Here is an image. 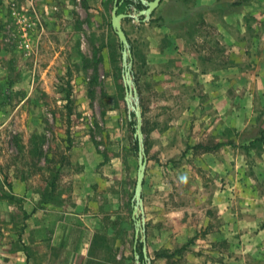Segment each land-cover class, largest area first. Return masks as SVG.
Instances as JSON below:
<instances>
[{"label": "rangeland", "instance_id": "1", "mask_svg": "<svg viewBox=\"0 0 264 264\" xmlns=\"http://www.w3.org/2000/svg\"><path fill=\"white\" fill-rule=\"evenodd\" d=\"M113 1L0 0V199L14 196L5 210L17 239L28 236L30 198L47 264L65 248L73 264H140V253L146 264H264L243 242L253 227L232 228L264 208V133L228 127L231 100L215 136L201 117L205 84L176 80L173 66L157 82L136 44L150 22L132 16L137 0L120 9L129 14L126 77ZM216 142L233 144L198 147ZM71 209L75 227L57 230ZM70 233L89 243L51 244Z\"/></svg>", "mask_w": 264, "mask_h": 264}, {"label": "crops", "instance_id": "2", "mask_svg": "<svg viewBox=\"0 0 264 264\" xmlns=\"http://www.w3.org/2000/svg\"><path fill=\"white\" fill-rule=\"evenodd\" d=\"M121 7L119 4L117 13H123ZM155 15L158 23L150 21L139 25L142 33L136 36V44L144 46L147 52L140 51L141 54L158 70L153 74L157 82L162 78L160 69L173 66L176 80L205 84L207 88L201 94L205 110L201 117L211 118L206 127L209 126L207 130L215 136L221 126L224 128V111L231 100H236L238 105L231 112L227 126L239 134L264 133V0H161L150 18ZM126 21L127 18H123L121 26L129 38L124 27ZM13 190L11 194H19L15 187ZM9 200L8 197L0 199V264H47L49 240L42 235L46 227L39 222V226L32 229L33 224H38L34 216L42 215L35 211V205L28 198L30 208L25 211L30 217L24 226L28 236L20 241L14 224L7 219L6 210L9 213L12 205ZM71 201H77L76 196H72ZM71 210L64 212V220L56 226L57 230L68 231L75 227L70 216L75 215L76 210ZM253 211L255 217L241 220V224H233L232 228L253 227L255 233L243 242H250L261 256L264 255V208L257 207ZM50 241L53 245L89 243L84 238L81 242L76 240L72 233L61 234L60 238L54 236ZM71 253L72 250L65 248L52 262L73 264L76 259Z\"/></svg>", "mask_w": 264, "mask_h": 264}, {"label": "water", "instance_id": "3", "mask_svg": "<svg viewBox=\"0 0 264 264\" xmlns=\"http://www.w3.org/2000/svg\"><path fill=\"white\" fill-rule=\"evenodd\" d=\"M122 1L123 0H114L112 12H111V27L114 30L115 34L117 35L118 41L122 45V61H123L124 68L126 70L125 74L127 77L130 66L132 64V58H131V53H130V48H129V42L121 26V20L129 16V14L126 12H123V13L116 12L118 5L121 4ZM137 1L140 2L144 6V8L138 10L135 18H137V15H143V19H142L143 21H147L150 18L152 12L157 8L159 3L161 2V0H137ZM127 56L129 58L128 62H127ZM126 81L129 82L128 79ZM139 149H140L139 151L140 161H139V174H138V182H137V189H136L137 198L139 197L140 183H141V178L144 172V162L141 158V156H143V151L141 150L140 146H139ZM136 231H138L137 228H136Z\"/></svg>", "mask_w": 264, "mask_h": 264}, {"label": "trees", "instance_id": "4", "mask_svg": "<svg viewBox=\"0 0 264 264\" xmlns=\"http://www.w3.org/2000/svg\"><path fill=\"white\" fill-rule=\"evenodd\" d=\"M129 2V3H128ZM124 3H128V4H132L133 2H131L130 0H123L121 6L124 4ZM137 10H140L143 8V5L140 3V2H137V3H133ZM128 6V5H127ZM152 15V14H151ZM127 20H129V18H127ZM150 21H154V18H150ZM140 22H142V20H140ZM118 46L121 47L122 45L118 42ZM68 97V95H67ZM136 143L135 142V146H136ZM252 143V142H251ZM233 144L232 142H216L213 146H201V144L198 145V147H201L203 148L204 151H211V150H215V149H218L219 147L221 146H224V145H231ZM8 199L10 200H13L14 199V196L13 195H10V196H7ZM139 262L140 264H146V260H145V257L143 256L142 253L139 254Z\"/></svg>", "mask_w": 264, "mask_h": 264}, {"label": "built area", "instance_id": "5", "mask_svg": "<svg viewBox=\"0 0 264 264\" xmlns=\"http://www.w3.org/2000/svg\"><path fill=\"white\" fill-rule=\"evenodd\" d=\"M133 17H135L136 16V14L135 15H132ZM137 19V18H136ZM139 22H140V19H139Z\"/></svg>", "mask_w": 264, "mask_h": 264}]
</instances>
